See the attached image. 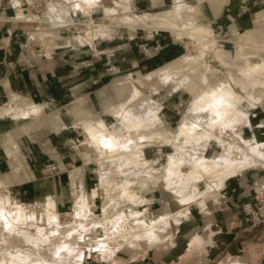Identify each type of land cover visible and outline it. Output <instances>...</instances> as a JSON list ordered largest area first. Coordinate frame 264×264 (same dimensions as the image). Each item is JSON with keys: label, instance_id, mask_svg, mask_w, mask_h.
I'll list each match as a JSON object with an SVG mask.
<instances>
[{"label": "rangeland", "instance_id": "obj_1", "mask_svg": "<svg viewBox=\"0 0 264 264\" xmlns=\"http://www.w3.org/2000/svg\"><path fill=\"white\" fill-rule=\"evenodd\" d=\"M10 1L0 0V4L6 6L5 13H0V39H11L13 36L12 39L25 42L28 37L32 40L31 45L37 46L35 53L38 55L48 54L51 48L72 49L77 55L91 52L88 59L100 58L110 68L119 64H122V67L111 71L112 75L106 78L107 83L103 88L96 91L97 85H90L92 88L88 86L89 89L82 92L86 96L68 111H64L63 107L55 109L37 100V104L42 103L39 105L43 106V110L39 114L29 113L23 116L20 111L26 110L33 103L28 102L25 95L4 93L0 88V131L8 133L7 137H1L0 141H8L14 153H20L22 144L27 148L29 141L40 140V136L37 138L26 134H37L42 129L57 133L58 140L71 142V146L83 157L84 162L88 163L87 179L85 180L84 172L81 175L82 193L88 197L85 214L78 215L75 210L73 198L76 187L71 183V203L58 207V222L53 223L43 233L46 236L45 241L32 232H10L1 230L0 227V264H264V157L258 155L259 160L255 167L238 172L221 186L213 182L214 189L209 192L206 187L208 178L205 177L204 181L199 183L202 196L185 205L179 203L180 197L175 187L164 191L161 186L168 155L176 152L172 147L173 136L170 133L174 134L191 102L199 96L201 90L206 89L204 77L208 76L209 83L215 86L227 81L228 73L242 80L244 76L240 69L245 67L246 61L264 65V34L235 35L237 38L256 43V46L252 47L238 49L233 42L234 37L224 42V39L221 40L216 34L217 31H214L207 6L203 3L204 8H199L202 5H198L197 0H131L137 14L167 10L179 1L188 6H195L193 13L183 12L180 17L169 18V21L176 24V30H156L151 27L150 19L146 20L147 28L138 26V29H130L123 20L118 19V16H122L120 7H117L119 13L109 18L104 17L105 14L100 8L90 9V15H84L83 9L78 6V10H73L74 4H80L82 0H77V3L75 0H39L42 3V6L37 8L39 12L23 5L25 14H35L38 18L47 20L58 19L59 15L58 20L73 22L64 28L37 22L3 23L1 21L6 17L14 16ZM21 1L23 3L25 0ZM29 2L34 3L35 0ZM103 2L108 6L112 5V0ZM52 5L59 12L58 15L56 11L48 10ZM260 10L257 6L251 13H259ZM261 13L263 20L264 10ZM100 18H103V23L108 26L91 28L85 24L91 22V19ZM195 27L206 30L214 40L192 35L191 31ZM87 30L91 33L88 34ZM177 30H182V35L178 36ZM156 35L165 38L167 43L176 45L175 55L148 67H132L128 63L118 61L119 58L113 55V50L118 45L139 43L141 48H144L143 45ZM2 42H6V39ZM217 49H221L219 54L227 64L217 58ZM237 51L239 58L235 55ZM181 55L189 57L188 62L180 69L171 71L169 78L152 74ZM143 75H147L142 80L145 86L141 97L133 103V111L141 110V106L145 107L146 101H154L160 109L157 120L146 122L148 128H151L146 132H155L156 137L147 142L140 140L141 144L146 145L143 148L144 157L156 172L152 173L153 178L139 181L126 165L117 168L114 161H108L113 157L100 155L88 140L82 124L103 119L120 135H124L126 130L120 126L111 110L124 102L128 93H131L133 79ZM255 78L264 83L263 72H258ZM193 81L194 85H191ZM124 84L127 88L126 92L122 93L117 86ZM189 87H192L191 90ZM263 87L261 82L254 85L253 89L248 87L254 101L249 99L250 104L244 102L241 106L244 112H248V121L242 119L235 123L237 133H242L244 140L259 143L261 146H264V115L259 116L256 113L261 109L264 111ZM257 96L260 99H255ZM64 112L75 121V129L81 134L79 142L73 141L71 130L74 132V129L65 128V122H70H64ZM80 126L83 130L79 129ZM19 131L25 135H20ZM131 135L134 137L138 133L133 132ZM15 144L17 149L13 146ZM78 144L83 147L80 148ZM200 153L206 157L241 159L240 155L226 153L224 146L215 140L210 141ZM101 161L105 162L101 164ZM187 168L188 166H185V169ZM104 170L108 171L105 176L110 182L104 186L108 193L107 198L103 201L101 196H97L92 200V189L102 190L99 184ZM128 180L136 183L131 189L137 196L134 199L123 195L117 189V185ZM0 195L20 200L5 192L0 191ZM248 202L252 203L254 214H249L244 209L243 205ZM106 205L107 215H103ZM106 220L105 225H102L101 222ZM117 220L132 227L133 231L124 235L121 224H116ZM155 222L157 223L154 224ZM153 225L151 232L149 229Z\"/></svg>", "mask_w": 264, "mask_h": 264}, {"label": "bare ground", "instance_id": "obj_2", "mask_svg": "<svg viewBox=\"0 0 264 264\" xmlns=\"http://www.w3.org/2000/svg\"><path fill=\"white\" fill-rule=\"evenodd\" d=\"M77 2L78 1L75 0V3ZM11 4L14 10V16L6 17L1 21L3 23L21 24L37 22L56 28H64L73 24V22L58 20L59 12L55 10L54 5L48 10L53 12L56 11L55 13H57L58 19L51 18V20H47L46 18H38L35 14H25L21 0H11ZM74 5V11L79 8L83 9V14L88 16L91 13L90 9L100 8L105 14L104 17L107 18L118 14L119 9H117V7H120L122 16H120V18L118 16V19L123 20L126 26L133 30L138 29V26L144 27V29L147 28L148 25L146 20L148 19L152 20L151 27L156 30H176V24L169 21V18L180 17L183 12L193 13L195 11V6L185 5L182 1L175 3L173 7L167 10L141 14L134 12L131 0H112V5L110 6L104 4L103 0H82L80 4ZM261 12L262 11L255 15L254 18L260 20L263 17ZM85 24L89 27L91 26V28L108 26L106 23H103V18L91 19V22ZM86 32L88 34L91 33L90 30ZM176 33L180 36L182 35V30H177ZM191 34L199 35L203 39L210 38L214 40V38L210 37L207 31L202 28L195 27L193 31H191ZM257 34L261 33L258 32ZM249 41L250 40L237 37L233 38V42L238 49L239 47L256 46V43ZM220 51L221 49L216 50L217 58L222 63L227 64L223 56L219 54ZM235 55L239 58L240 54L237 51ZM188 60L189 57L181 55V57L167 62L152 74L167 79L172 75L171 71L180 69ZM240 70V73L244 76L242 80L228 73V80L215 86L209 83L210 80L208 76L204 77L203 82L207 84L206 89L201 90L199 96L191 102L186 115L182 117L181 125L175 130L174 134L169 132L173 136L172 147L176 149V152L168 155L167 162L164 165L165 175L161 180V186L164 191L169 190L170 187H175L180 197L179 203L182 205L188 204L190 201H195L202 196L203 193L199 188V183L204 181L205 177L208 178L206 187L209 192V190L214 189L213 182L215 185L221 186L231 177L238 174V172L255 167L259 160L258 155L264 157V146L256 142L244 140L241 135L242 133H237L235 128L236 121L242 119L248 121V112H244L241 106L244 102L250 104L249 99L252 100L254 97L249 92L248 87L253 89L254 85L260 82L264 84L263 81H259L255 78L258 72L264 73V65L246 61L245 67ZM146 77L147 75H143L140 78L133 79L131 93H128L124 102L111 110L112 115L120 122V126L126 130L125 132L123 130L124 135H120L115 128L110 127L103 119L83 122L82 124L88 140L96 147L99 153H101L100 155L107 154L108 158L113 157L108 161H114L117 168L126 165L129 171L135 173V178L139 181L153 178L152 173L156 172L154 168L150 167L148 160L144 157L145 152L143 148L146 145L141 144L140 140H145L147 142L156 137L154 134L155 132L150 134L146 132L151 129L148 128L146 122L157 120L160 108L155 105L154 101H151V103L146 101L147 105H145V107L141 106V110L137 109L138 111H133V103L141 97L145 86L142 80ZM253 77L255 79H253ZM191 85H194V81ZM126 88V84H124V86H117V89L122 93L126 92ZM191 88L192 87H189L190 90ZM255 99L258 100L260 98L257 96ZM262 102L264 103V101ZM42 110L43 106L33 103L27 107L26 110L23 109L20 112H22L21 115L25 116L29 113L39 114ZM133 132L134 134L138 133V135L133 137L131 135ZM212 140L223 145L226 153L240 155L241 159L237 160L230 157H206L202 155L200 152H203ZM191 150L193 153H191ZM105 161H101V164ZM185 166H188V168L185 169ZM107 172L108 171L102 172L100 179L99 186L102 190L99 188L92 189L90 194L92 200H95L97 196H101L103 201L106 200L108 193L104 186L105 183H110L105 176ZM71 179V182L76 187L73 198L75 210L78 215H84L85 208L88 206V197H85L82 193V179L79 168L71 174ZM134 184H136L135 181L128 180L117 185V189H119L123 195H127L130 199H134V197H137L131 190ZM107 207V205L104 206L103 215H107ZM58 212L57 202L50 197L44 201L43 205H39L38 203L24 202L22 200L12 199L9 196L3 197L0 195L1 230L10 232L16 231L18 233L32 232L45 241L46 236H44L43 233L48 227H51L53 223L58 222ZM105 222H107V220L101 222V224L105 225ZM156 223L157 222L154 224ZM116 224H121L124 235L133 231L132 227L123 225L122 221L120 222L117 220ZM152 227H154V225L150 227L149 231L152 230ZM54 236L56 235L54 234Z\"/></svg>", "mask_w": 264, "mask_h": 264}, {"label": "crops", "instance_id": "obj_3", "mask_svg": "<svg viewBox=\"0 0 264 264\" xmlns=\"http://www.w3.org/2000/svg\"><path fill=\"white\" fill-rule=\"evenodd\" d=\"M197 2L198 5H202L199 8H204L203 3L207 6L214 31H217L216 34L221 40L224 39V42L236 34L264 33V19L254 18L258 12L251 13L257 6L263 11L264 0H197ZM5 7L0 4L1 14L5 13ZM12 38H5L6 42H2L5 39H0V88L4 93L25 95L28 102L35 104L39 100L55 109L63 107L64 111H68L72 105L78 104L82 97L86 96L82 92L88 90V86L97 85L96 91L103 88L107 83L106 78L112 75L111 71L122 67V64H119L110 68L100 58L88 59L91 52L77 55L72 49L51 48L48 54L38 55L35 53L37 46L33 47L30 43L32 40L28 37L25 38V42ZM41 46L40 44L39 47ZM143 47L141 48L139 43L118 45L114 48L113 55L119 58L118 61L128 63L132 67H148L172 57L177 52L175 44L167 43L165 38L158 35L152 37ZM263 112L261 109L256 115L263 116ZM68 115L64 112V122H70L69 124L65 122V128L74 129V132L71 130L73 141L79 142L81 134L75 129L72 116ZM79 129H82L81 126ZM7 134L0 131V138L7 137ZM26 135L37 138L40 136L41 139L29 141L27 148L22 144L20 153L17 151L14 153L8 141H0V191L31 203H42L50 197L57 202L58 207L70 204L71 174L79 168L81 175L84 172L86 180L88 163L84 162L83 157L71 146V142L58 140L55 132L41 129L37 134L35 132ZM78 145L80 148L83 147L81 144ZM13 146L17 149V144ZM49 163H53L59 170L55 173L44 172L43 167Z\"/></svg>", "mask_w": 264, "mask_h": 264}, {"label": "built area", "instance_id": "obj_4", "mask_svg": "<svg viewBox=\"0 0 264 264\" xmlns=\"http://www.w3.org/2000/svg\"><path fill=\"white\" fill-rule=\"evenodd\" d=\"M10 5L11 4V1L9 2ZM23 5H27L28 7H31V9L35 10L36 12H39L37 11V8L41 7L42 6V3L39 1V0H35L34 3H30L29 1L25 0L23 3H22V6ZM80 25V24H78ZM44 172H49V173H53V172H57L58 171V168L54 165V164H48L45 166ZM244 209L249 212V214H254L255 213V209L252 205L251 202H248L246 204L243 205Z\"/></svg>", "mask_w": 264, "mask_h": 264}]
</instances>
